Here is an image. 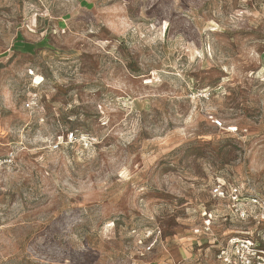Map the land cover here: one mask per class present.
<instances>
[{
  "label": "rangeland",
  "instance_id": "rangeland-1",
  "mask_svg": "<svg viewBox=\"0 0 264 264\" xmlns=\"http://www.w3.org/2000/svg\"><path fill=\"white\" fill-rule=\"evenodd\" d=\"M10 150L0 264H223L254 222L211 185L264 195V0H0Z\"/></svg>",
  "mask_w": 264,
  "mask_h": 264
},
{
  "label": "built area",
  "instance_id": "built-area-1",
  "mask_svg": "<svg viewBox=\"0 0 264 264\" xmlns=\"http://www.w3.org/2000/svg\"><path fill=\"white\" fill-rule=\"evenodd\" d=\"M222 126L219 119L213 120ZM15 153L10 150L0 156V169L12 165ZM264 191V189H263ZM210 194L217 200H224L240 221L253 220L252 228L235 230L228 235L217 250L216 258L223 264H264V195L253 188L248 196L240 195L236 188L230 189L224 179L216 178L210 187ZM203 223L193 229L195 233L207 234L211 230L214 218L211 211L204 210Z\"/></svg>",
  "mask_w": 264,
  "mask_h": 264
}]
</instances>
